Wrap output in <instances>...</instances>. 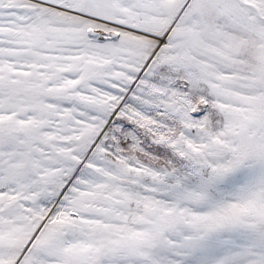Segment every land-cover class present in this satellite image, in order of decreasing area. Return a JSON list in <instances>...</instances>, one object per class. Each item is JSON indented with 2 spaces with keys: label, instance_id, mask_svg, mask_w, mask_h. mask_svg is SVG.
<instances>
[{
  "label": "snow or ice",
  "instance_id": "obj_1",
  "mask_svg": "<svg viewBox=\"0 0 264 264\" xmlns=\"http://www.w3.org/2000/svg\"><path fill=\"white\" fill-rule=\"evenodd\" d=\"M0 264H264V0H0Z\"/></svg>",
  "mask_w": 264,
  "mask_h": 264
}]
</instances>
